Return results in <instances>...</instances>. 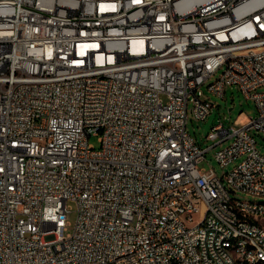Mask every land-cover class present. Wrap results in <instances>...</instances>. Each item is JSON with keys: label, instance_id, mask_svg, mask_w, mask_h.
Returning a JSON list of instances; mask_svg holds the SVG:
<instances>
[{"label": "built area", "instance_id": "obj_1", "mask_svg": "<svg viewBox=\"0 0 264 264\" xmlns=\"http://www.w3.org/2000/svg\"><path fill=\"white\" fill-rule=\"evenodd\" d=\"M227 84L257 117L220 120L203 148L190 113ZM263 86L264 0H0V264H255ZM229 140L215 157L246 155L235 173L200 167Z\"/></svg>", "mask_w": 264, "mask_h": 264}, {"label": "rangeland", "instance_id": "obj_2", "mask_svg": "<svg viewBox=\"0 0 264 264\" xmlns=\"http://www.w3.org/2000/svg\"><path fill=\"white\" fill-rule=\"evenodd\" d=\"M221 73L222 69L212 75L209 79V82L217 79L221 75ZM201 89L204 94L206 96H209L214 103V108L206 119H196L195 117H193L192 113H190L189 116L188 129L190 133L195 137V139L199 142L201 147L206 148L214 143V140L207 138V135L211 131L212 127L220 120L224 121L227 126H230L237 120H239V123L241 124H246L251 118L257 117V106L255 100L252 97H248L244 91L238 88L237 85L227 84L223 96L210 91L206 85H204ZM260 90L264 91V86L261 87ZM189 107H192V103H190ZM251 132L256 138V146L258 150L262 154H264V131H257L256 128H253ZM230 142L231 140H229L222 146H216L209 149L205 153V159L200 164V167H204L207 170L213 169L214 172L219 176H222L226 172H230L246 157V155H241L237 157L233 162L223 167L216 159L215 153L219 148L226 146V144ZM89 143L93 144L96 147H99L101 144L99 141V136L92 135L89 138ZM233 196L241 200H262V198L260 197L253 196L243 191H237V193L233 194ZM70 205H72V209L68 217V232L72 231L77 219L76 206L74 203H70Z\"/></svg>", "mask_w": 264, "mask_h": 264}, {"label": "bare ground", "instance_id": "obj_3", "mask_svg": "<svg viewBox=\"0 0 264 264\" xmlns=\"http://www.w3.org/2000/svg\"><path fill=\"white\" fill-rule=\"evenodd\" d=\"M232 62H240L241 54H230V58H224L223 68H230ZM226 173H235V167ZM264 182V174H263ZM256 220H264V213H256ZM248 238H254V231L252 230H243V232L236 233V242L247 241ZM232 250H240V243H232ZM248 250L251 251V262L255 264H264V254L259 253L258 242H249ZM117 257H126V250H117ZM239 264V263H232Z\"/></svg>", "mask_w": 264, "mask_h": 264}, {"label": "water", "instance_id": "obj_4", "mask_svg": "<svg viewBox=\"0 0 264 264\" xmlns=\"http://www.w3.org/2000/svg\"><path fill=\"white\" fill-rule=\"evenodd\" d=\"M220 106V105H219Z\"/></svg>", "mask_w": 264, "mask_h": 264}]
</instances>
